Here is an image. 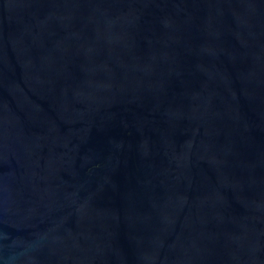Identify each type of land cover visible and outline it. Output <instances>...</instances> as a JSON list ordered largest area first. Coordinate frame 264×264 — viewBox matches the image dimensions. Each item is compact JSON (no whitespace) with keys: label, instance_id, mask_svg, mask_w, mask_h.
<instances>
[{"label":"water","instance_id":"water-1","mask_svg":"<svg viewBox=\"0 0 264 264\" xmlns=\"http://www.w3.org/2000/svg\"><path fill=\"white\" fill-rule=\"evenodd\" d=\"M0 264H264V0H0Z\"/></svg>","mask_w":264,"mask_h":264}]
</instances>
